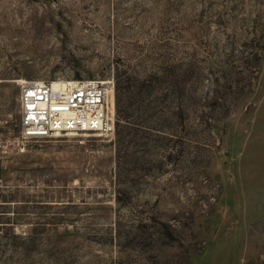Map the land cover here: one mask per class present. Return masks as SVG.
I'll return each instance as SVG.
<instances>
[{"label":"rangeland","instance_id":"rangeland-1","mask_svg":"<svg viewBox=\"0 0 264 264\" xmlns=\"http://www.w3.org/2000/svg\"><path fill=\"white\" fill-rule=\"evenodd\" d=\"M58 79L107 81L111 134L22 137ZM0 264H264V0H0Z\"/></svg>","mask_w":264,"mask_h":264},{"label":"built area","instance_id":"built-area-1","mask_svg":"<svg viewBox=\"0 0 264 264\" xmlns=\"http://www.w3.org/2000/svg\"><path fill=\"white\" fill-rule=\"evenodd\" d=\"M107 81L96 79L21 80L20 125L23 138L62 134H111L113 120Z\"/></svg>","mask_w":264,"mask_h":264},{"label":"trees","instance_id":"trees-1","mask_svg":"<svg viewBox=\"0 0 264 264\" xmlns=\"http://www.w3.org/2000/svg\"><path fill=\"white\" fill-rule=\"evenodd\" d=\"M139 93L134 91L133 85L119 81L118 77L114 80V99H115V115L116 127L115 133L119 140H122L125 133L128 132L129 122L132 115L133 97H139ZM120 123V124H119Z\"/></svg>","mask_w":264,"mask_h":264},{"label":"bare ground","instance_id":"bare-ground-1","mask_svg":"<svg viewBox=\"0 0 264 264\" xmlns=\"http://www.w3.org/2000/svg\"><path fill=\"white\" fill-rule=\"evenodd\" d=\"M21 82V81H20ZM52 83H55V81H53ZM108 93V92H107Z\"/></svg>","mask_w":264,"mask_h":264}]
</instances>
